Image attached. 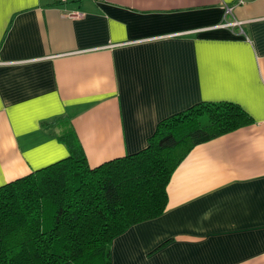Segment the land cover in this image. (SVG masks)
Here are the masks:
<instances>
[{
  "label": "crops",
  "instance_id": "0c3cea01",
  "mask_svg": "<svg viewBox=\"0 0 264 264\" xmlns=\"http://www.w3.org/2000/svg\"><path fill=\"white\" fill-rule=\"evenodd\" d=\"M225 101L253 122L192 148L112 264H264V0H0V186L70 156L69 129L95 167Z\"/></svg>",
  "mask_w": 264,
  "mask_h": 264
},
{
  "label": "trees",
  "instance_id": "16d2710c",
  "mask_svg": "<svg viewBox=\"0 0 264 264\" xmlns=\"http://www.w3.org/2000/svg\"><path fill=\"white\" fill-rule=\"evenodd\" d=\"M253 122L233 102H202L160 121L150 145L92 167L71 155L0 186V264H112V242L164 212L171 177L194 146Z\"/></svg>",
  "mask_w": 264,
  "mask_h": 264
},
{
  "label": "built area",
  "instance_id": "2783aa9c",
  "mask_svg": "<svg viewBox=\"0 0 264 264\" xmlns=\"http://www.w3.org/2000/svg\"><path fill=\"white\" fill-rule=\"evenodd\" d=\"M57 2L59 3H65L67 2L68 0H56ZM83 12L81 11H73L72 13H70L71 16H83ZM239 23H242V22H239V21H235V22H231L230 24L231 25H238Z\"/></svg>",
  "mask_w": 264,
  "mask_h": 264
}]
</instances>
